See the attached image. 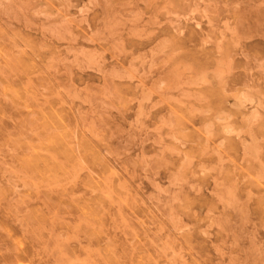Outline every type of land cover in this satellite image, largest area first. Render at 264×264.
<instances>
[{
    "label": "rangeland",
    "instance_id": "obj_1",
    "mask_svg": "<svg viewBox=\"0 0 264 264\" xmlns=\"http://www.w3.org/2000/svg\"><path fill=\"white\" fill-rule=\"evenodd\" d=\"M0 264H264V0H0Z\"/></svg>",
    "mask_w": 264,
    "mask_h": 264
},
{
    "label": "bare ground",
    "instance_id": "obj_2",
    "mask_svg": "<svg viewBox=\"0 0 264 264\" xmlns=\"http://www.w3.org/2000/svg\"><path fill=\"white\" fill-rule=\"evenodd\" d=\"M72 22V21H71ZM162 23V22H161ZM149 25V24H148ZM73 99V98H72Z\"/></svg>",
    "mask_w": 264,
    "mask_h": 264
}]
</instances>
